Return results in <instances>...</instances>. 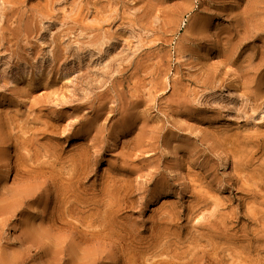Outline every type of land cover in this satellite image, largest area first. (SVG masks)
Masks as SVG:
<instances>
[{
	"label": "rangeland",
	"instance_id": "1",
	"mask_svg": "<svg viewBox=\"0 0 264 264\" xmlns=\"http://www.w3.org/2000/svg\"><path fill=\"white\" fill-rule=\"evenodd\" d=\"M0 264H264V0H0Z\"/></svg>",
	"mask_w": 264,
	"mask_h": 264
}]
</instances>
